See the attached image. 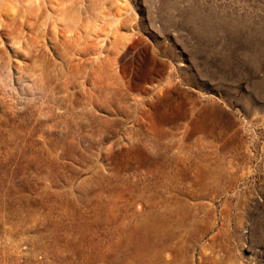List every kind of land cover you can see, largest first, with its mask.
<instances>
[{
  "label": "rangeland",
  "instance_id": "1",
  "mask_svg": "<svg viewBox=\"0 0 264 264\" xmlns=\"http://www.w3.org/2000/svg\"><path fill=\"white\" fill-rule=\"evenodd\" d=\"M97 1L0 24V264H264V0Z\"/></svg>",
  "mask_w": 264,
  "mask_h": 264
},
{
  "label": "bare ground",
  "instance_id": "2",
  "mask_svg": "<svg viewBox=\"0 0 264 264\" xmlns=\"http://www.w3.org/2000/svg\"><path fill=\"white\" fill-rule=\"evenodd\" d=\"M98 1H100V0H98ZM93 3H94V0H0V24L3 25L4 29H5L4 32H1V34H3V35L7 34L8 36L11 35V36H15V37L16 36L23 37L24 36L23 35L24 26L23 25H33V24H35V22H37V21L39 22L41 20L42 21L51 20L53 22H55L57 20H62L64 23H67L68 20L70 21L73 19L74 21L76 20V22H77V20L80 22V20L87 18V17H85L87 14L85 15L86 11L84 9L86 4L89 5V4H93ZM124 3H125V1H124ZM96 5H98V4H96ZM120 5L121 4H119L118 6H120ZM90 6H92V5H89V8H91ZM98 7L99 6L96 7V10L98 9ZM100 7H101V5H100ZM122 7H123V5H122ZM49 10H51V11L59 10L61 12L53 13ZM91 12L92 11H90V13ZM97 12H98V10H97ZM93 14H92V16H93ZM118 15H120V14H118ZM89 16H91V15H89ZM118 18L119 17H117V19ZM117 19L115 18V20H117ZM57 22H59V21H57ZM81 22H83V21H81ZM31 33H32V31H31ZM15 37H13V38H15ZM21 37H18V40L16 39V41H18V43H19V38H21ZM16 41H14V42L16 43ZM19 48H20V46H19Z\"/></svg>",
  "mask_w": 264,
  "mask_h": 264
}]
</instances>
